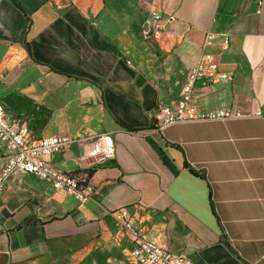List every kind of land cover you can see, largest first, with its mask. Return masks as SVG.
<instances>
[{
  "label": "crops",
  "instance_id": "0c3cea01",
  "mask_svg": "<svg viewBox=\"0 0 264 264\" xmlns=\"http://www.w3.org/2000/svg\"><path fill=\"white\" fill-rule=\"evenodd\" d=\"M201 54L232 78L196 80L189 101L235 116L159 129V107L181 98ZM0 102L31 138L79 139L51 162L93 188L80 202L9 176L0 264H132V236L193 264H264V0H0ZM102 133L110 157L95 153ZM7 154L0 141V167ZM119 206L132 231L115 224Z\"/></svg>",
  "mask_w": 264,
  "mask_h": 264
},
{
  "label": "built area",
  "instance_id": "2783aa9c",
  "mask_svg": "<svg viewBox=\"0 0 264 264\" xmlns=\"http://www.w3.org/2000/svg\"><path fill=\"white\" fill-rule=\"evenodd\" d=\"M161 18L160 13L152 11L144 20L143 26L147 30L149 26ZM222 35V48L228 46V33ZM216 33L208 31L204 43L209 41ZM130 64V60H126ZM229 72L221 71L218 62L211 54H201L199 58L189 66L186 81L182 87L181 98L174 105H162L158 111L157 127L164 128L171 124L202 121H221L235 116L230 109L203 108L189 101V93L196 80L204 83H221L231 80ZM255 115L261 116L262 112L256 110ZM75 139L69 134H55L41 138H31L29 129L24 123L10 121L5 116L4 106L0 102V141L8 150L5 162L0 167V193L6 179L11 175L33 174L41 179L48 180L52 187L60 192L73 195L80 202H85L91 197L92 185L85 182L77 174H70L55 167L52 155L65 148ZM86 140V138H83ZM96 154L110 157L114 153L115 143L111 133H102L96 139ZM2 204L0 202V211ZM115 224L128 231H132V225L128 218V211L124 206L116 207L110 211ZM130 255L132 264H193L184 254L175 253L165 245L144 237L132 236Z\"/></svg>",
  "mask_w": 264,
  "mask_h": 264
},
{
  "label": "water",
  "instance_id": "95a60500",
  "mask_svg": "<svg viewBox=\"0 0 264 264\" xmlns=\"http://www.w3.org/2000/svg\"><path fill=\"white\" fill-rule=\"evenodd\" d=\"M154 28H155V23H153V24H151V25L149 26V28L144 32V35L147 36V35L153 33Z\"/></svg>",
  "mask_w": 264,
  "mask_h": 264
},
{
  "label": "trees",
  "instance_id": "16d2710c",
  "mask_svg": "<svg viewBox=\"0 0 264 264\" xmlns=\"http://www.w3.org/2000/svg\"><path fill=\"white\" fill-rule=\"evenodd\" d=\"M92 172H93V170H89V171H88V176L91 175ZM84 180H85V182H87L86 179H84Z\"/></svg>",
  "mask_w": 264,
  "mask_h": 264
},
{
  "label": "rangeland",
  "instance_id": "374dc122",
  "mask_svg": "<svg viewBox=\"0 0 264 264\" xmlns=\"http://www.w3.org/2000/svg\"><path fill=\"white\" fill-rule=\"evenodd\" d=\"M135 19H136V20H139V14H137V15L135 16Z\"/></svg>",
  "mask_w": 264,
  "mask_h": 264
}]
</instances>
